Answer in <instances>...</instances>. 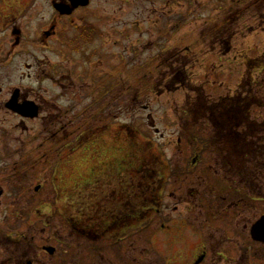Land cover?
<instances>
[{
  "label": "rangeland",
  "instance_id": "1",
  "mask_svg": "<svg viewBox=\"0 0 264 264\" xmlns=\"http://www.w3.org/2000/svg\"><path fill=\"white\" fill-rule=\"evenodd\" d=\"M52 1L0 0L1 93L53 88L42 79L49 53L39 39L51 27ZM93 2L97 137L88 132L87 143L46 140L38 137L45 121L22 123L0 104V191L30 194L34 203L48 195L37 210L67 214L73 225L106 228L116 223L118 211L124 213L133 226L127 243L120 229L113 239L126 248L117 251L124 264H191L198 241L190 227L201 214L189 210L190 203L204 210L202 219V204L208 202L211 212L214 202L218 207L215 197L223 191L216 181L220 163L228 161L223 147H235L242 165L264 166V0H173L176 18L160 17L157 3L145 2L153 9L139 16L126 0ZM138 17L145 19L134 22ZM78 26L67 22V34L74 36ZM236 101L242 106L236 108ZM222 108L238 109L240 126L220 114ZM121 195L124 207L112 212L109 200ZM155 201H161L162 231L152 215L141 218L155 210ZM139 222L145 223L139 228ZM193 226L200 231L201 225ZM211 229L217 236L219 227ZM219 251L206 258L217 261L212 256Z\"/></svg>",
  "mask_w": 264,
  "mask_h": 264
},
{
  "label": "flooded vegetation",
  "instance_id": "2",
  "mask_svg": "<svg viewBox=\"0 0 264 264\" xmlns=\"http://www.w3.org/2000/svg\"><path fill=\"white\" fill-rule=\"evenodd\" d=\"M159 1L135 0L132 4L130 0H126L131 6L139 9V16L153 9H146V2L150 6H156L157 3L162 8L159 10L160 17H177L176 7L171 4L173 0H167L164 4L158 3ZM192 1L194 4L198 0ZM248 1L245 0L244 4ZM93 4L95 6L93 0H88L86 5L79 4L78 0H54L50 3L53 15L51 27L49 31H44L39 39L42 43H46L44 47L49 53V57L45 60L47 71L44 70L42 79L50 83L53 87L51 90L39 91L40 89L34 88L26 90L15 87L12 91L1 93L0 89V96H3L0 98V104L5 114L19 119L22 123L45 121L43 129L38 132V137L46 140L74 137L78 141L83 140V143H87L88 132L91 137L94 135L98 106V59L92 26L96 11ZM55 6L61 7L63 14L56 11ZM121 12H124V9ZM144 19L138 17L133 21ZM75 21L79 26L74 27V36L67 34L65 24L67 22L72 24ZM225 22L226 20L224 24ZM46 39L52 40L51 46L47 44L49 40ZM52 59L56 61L52 62ZM15 92H17L18 104L32 103L31 106L37 107L35 118H25L5 108L7 99H11ZM85 120L91 121V124L83 122ZM61 123L66 127L64 128ZM50 124L53 125V129L49 128ZM94 137H97L96 134ZM228 137L230 135H227ZM95 144L94 140L93 145ZM223 150H226L222 153L227 154L228 161L220 163L221 175L216 181L219 192L220 189L223 191L215 197L218 198V207L214 202L215 209L211 212L208 202L202 204L207 208L202 219L204 210L190 203L189 210L201 214L193 223V225H201L200 231L195 230L193 225L190 227V233L198 241V245H195L196 258L191 264H205L209 260L213 264H264V173H259L264 170V166L257 167L256 164L248 162L242 165V162L238 161L239 156L235 147L224 146ZM220 184L225 187L220 188ZM33 191L35 192V187ZM7 195L9 194L0 191V264H124L121 262L122 254H118L117 251L125 252L126 248L115 246L113 242L116 231L120 229L118 233H123L120 235L126 244L127 231L133 227L127 224L129 217L118 211L120 207H124L123 195L121 199L117 196L115 203L109 200L107 204L109 209L112 212L118 211L119 218L116 223L106 228L73 225L67 214L50 215L49 211L37 210V205L50 201L48 195L35 203L30 194L16 192L15 195ZM138 202L145 204L141 200ZM154 205L156 208L152 209L153 223L155 222L156 228L162 231L165 225L162 221V210L159 209L161 201L158 204L155 201ZM150 211L141 216L143 221L147 215L150 216ZM56 218L57 222L54 220ZM144 223L141 222L139 228ZM174 223L176 224L175 221H171L169 225L172 226ZM212 224L216 225L215 230L217 226L219 227L217 236L208 232L213 230ZM252 231H254L253 235ZM214 249L220 250L212 256V258L216 257L217 261L206 258L208 252ZM114 252L120 261H115Z\"/></svg>",
  "mask_w": 264,
  "mask_h": 264
},
{
  "label": "water",
  "instance_id": "3",
  "mask_svg": "<svg viewBox=\"0 0 264 264\" xmlns=\"http://www.w3.org/2000/svg\"><path fill=\"white\" fill-rule=\"evenodd\" d=\"M87 1L88 0H78L79 4H82V5H86ZM55 10L58 11L60 14H63V10L61 9V7L55 6ZM31 104L32 103H29V104L25 103L22 105H18L17 104V92H15V94L12 96L11 100L7 104V109L25 118H35L37 116V107L35 105L31 106ZM253 232L254 231H252V235H253Z\"/></svg>",
  "mask_w": 264,
  "mask_h": 264
}]
</instances>
